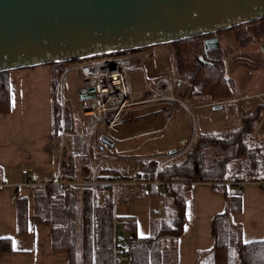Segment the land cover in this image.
Masks as SVG:
<instances>
[{"label":"trees","instance_id":"obj_1","mask_svg":"<svg viewBox=\"0 0 264 264\" xmlns=\"http://www.w3.org/2000/svg\"><path fill=\"white\" fill-rule=\"evenodd\" d=\"M239 27L246 29L244 34L234 39L238 47L264 40V17L228 29ZM214 35L217 32L164 43L173 48L171 59L175 72L172 67L171 73L177 75L178 82L188 85L185 97L196 104L204 105L236 96L234 80L226 74L224 68L223 48L228 47L219 45L207 49L204 46V39ZM65 63L50 65L59 76L64 71L61 65ZM196 98L202 102L198 103ZM214 105L211 104V107ZM9 106L8 71H0V112L7 111ZM58 106L59 103L55 101L53 137L57 150L61 127ZM262 117L264 102H260L253 111L246 112L231 128L198 135L179 159L164 161L162 164L153 157L136 160L137 168L130 178L139 183L148 182L149 195L159 198L158 186L151 182L155 177L166 184L162 204L151 211V223L156 225L157 231L147 237L131 238L128 264L176 262L173 251L182 230L185 202L190 195L192 182H211L217 189L222 188L227 181H259L264 184V140L258 139L259 134L254 133ZM90 152V157L74 155L70 142H66L61 152V179L89 180L92 178L93 167L96 168V180L117 181L129 176L125 170L117 167L104 164L96 167L97 162L106 156L95 147ZM100 191H103V197L98 201L97 193ZM112 204V185L98 184L94 191L90 187H71L65 190L60 185L48 182L43 187H37L34 192V220L51 225L52 246L68 251L69 264H113ZM240 207V197H231L225 211L213 216L211 230L214 244L208 251L198 254L197 264H264V240L244 242L240 226L230 218V212ZM26 219L27 204L24 199H20L17 203L20 230L26 229ZM129 227L132 228L131 222ZM10 249L9 240L0 239V251Z\"/></svg>","mask_w":264,"mask_h":264},{"label":"crops","instance_id":"obj_2","mask_svg":"<svg viewBox=\"0 0 264 264\" xmlns=\"http://www.w3.org/2000/svg\"><path fill=\"white\" fill-rule=\"evenodd\" d=\"M262 41H259L260 47ZM162 46L156 44L142 49L141 52L149 55L145 70L128 73V83L135 99L146 91L145 78L152 82L160 74L169 75L171 59ZM74 62H66L64 71ZM71 70L76 71L79 81L73 96L75 103L70 95L65 98L64 83L61 91L58 88L59 76L50 64L8 71L10 106L7 111L0 112V239H8L11 249L0 251V264H69L68 251L52 246L51 225L34 220V192L40 187L39 183L52 180L58 167L59 153L53 137L55 101L62 108L60 131L61 128L69 133L84 130L87 116L79 108L82 78L76 69L66 72ZM162 107L166 104L143 103L127 110L124 120L111 130L114 145H103L99 139L95 142L96 148L106 155L96 167L112 159L105 149L130 154L138 147L143 148L146 143L160 139L159 146L172 147V140L184 130V113L175 112L176 116L169 121L164 117ZM168 129H171L170 135H166ZM159 131L161 134L158 135ZM144 139L148 142L142 143ZM23 169L27 172L23 173ZM114 182V228L129 238L155 233L157 227L151 223V211L162 203L158 197L147 193L148 184L139 183L130 175ZM102 197L103 191L98 192L97 200L101 201ZM231 197L241 199L240 209L232 210L229 215L240 226L242 240H264V184L259 181H227L217 189L211 182H192L185 202L182 230L173 251L174 264H197L198 254L211 249L214 244L212 218L225 211ZM20 199L27 204L25 230H20L17 222ZM125 263L128 264V259Z\"/></svg>","mask_w":264,"mask_h":264},{"label":"water","instance_id":"obj_3","mask_svg":"<svg viewBox=\"0 0 264 264\" xmlns=\"http://www.w3.org/2000/svg\"><path fill=\"white\" fill-rule=\"evenodd\" d=\"M261 17L264 0H0V71L136 50ZM204 46L218 47V37ZM90 90L80 98L93 97ZM98 139L114 145L107 133Z\"/></svg>","mask_w":264,"mask_h":264},{"label":"built area","instance_id":"obj_4","mask_svg":"<svg viewBox=\"0 0 264 264\" xmlns=\"http://www.w3.org/2000/svg\"><path fill=\"white\" fill-rule=\"evenodd\" d=\"M148 53L141 50H124L108 54H101L77 60L64 72L70 69L78 70L82 85L87 91L92 89L94 96L82 99L80 102V111L87 116V120L82 132H66L61 128L58 142V167L51 183L62 186L65 190L71 187H90L92 191L96 185H112L114 181L96 180L95 170L92 171V178L89 180H63L60 177V160L63 145L69 137L71 151L74 155H90V141L97 140L101 133L111 135V130L124 120L127 110L143 103H167L163 108L165 114L172 113L176 104H182L189 108L183 99L174 94L173 82L168 74L158 75L152 82L145 78V93L138 99L132 95L128 83V73L132 70H145ZM264 102V91L253 94ZM230 99L216 101L211 104L226 103ZM27 170L23 169V173ZM31 184L34 182L29 181ZM158 186L159 202L162 203V194L166 182L155 177L151 181ZM46 183H39L41 187ZM148 184V182H143ZM132 239L124 236L114 228L113 232V264H126L128 251Z\"/></svg>","mask_w":264,"mask_h":264},{"label":"rangeland","instance_id":"obj_5","mask_svg":"<svg viewBox=\"0 0 264 264\" xmlns=\"http://www.w3.org/2000/svg\"><path fill=\"white\" fill-rule=\"evenodd\" d=\"M244 29L246 28L239 27L223 30L217 32V35H215L219 39V45L221 42L223 47L229 48H223V54L225 58L224 68L226 74L234 80V93L237 97L235 96L228 100L226 103H224V106L218 109H213L211 107V103L213 102L204 105L196 104V102L187 100L185 97L189 89L188 85L183 82H178L177 75H175V73H171L170 70L169 76L173 82L174 94L186 101L185 103L189 106V108L183 106L182 104H176L175 110L169 114L164 113V117L167 120L172 121L177 112L184 113V117L181 116L184 118L185 122L183 132L180 131V133H182L179 134L178 137L176 136L175 140H172L170 143L172 144V147L159 146L161 141L160 139L158 141L146 143L143 148L138 147L135 152L129 151L131 152L130 154H125L123 150L114 151L113 149H105V152L110 154L107 155L112 158L106 160L105 165L125 170L128 173L127 175L131 176L133 169L137 168L136 160L139 161L144 157L157 158L161 164L164 161L179 159L183 156L185 150L190 146V143L193 142V140L196 139L198 135L209 132H221L231 128L241 116L246 114V112L248 113L253 111L261 102L260 99L256 96H253V94L264 91V50L261 49L260 42H254L244 47H238L234 39L238 35L241 36ZM162 47L169 53L171 59V53L173 49L172 45L163 44ZM186 47L187 46H185V48ZM63 66L64 64L61 65V68ZM172 67L173 72H175V66L171 59V69ZM76 75L77 73L75 70H71L66 73L63 72L62 74H59L58 80V88L60 87V91L63 88L64 83L65 98H69L70 95L74 103L75 99L73 100V96L76 86L79 82L78 79H76ZM195 100L198 101V103L202 102H199V100H201L200 98H196ZM244 103H246V106L243 105ZM165 104L167 107L168 104ZM59 105V114H61L62 108L60 103ZM170 133L171 129H168L166 131V135H170ZM254 133L259 134L257 136L258 139L264 140V117L261 118L257 125V131ZM157 134H161V131H159ZM96 141L97 140L92 139L90 141V146L93 145L96 148ZM145 142H148V140L144 139L142 143ZM172 148H177V152L169 154L168 151ZM103 156L105 157L106 155L103 154ZM88 157H90V155ZM93 170H95V167H93Z\"/></svg>","mask_w":264,"mask_h":264},{"label":"bare ground","instance_id":"obj_6","mask_svg":"<svg viewBox=\"0 0 264 264\" xmlns=\"http://www.w3.org/2000/svg\"><path fill=\"white\" fill-rule=\"evenodd\" d=\"M218 104V103H217ZM163 108V107H162ZM153 112V111H152ZM166 117H168V116H166Z\"/></svg>","mask_w":264,"mask_h":264}]
</instances>
